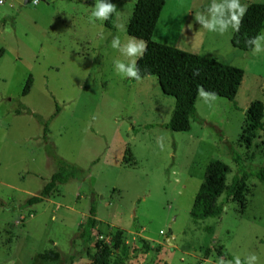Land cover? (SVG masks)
I'll list each match as a JSON object with an SVG mask.
<instances>
[{
	"label": "rangeland",
	"instance_id": "374dc122",
	"mask_svg": "<svg viewBox=\"0 0 264 264\" xmlns=\"http://www.w3.org/2000/svg\"><path fill=\"white\" fill-rule=\"evenodd\" d=\"M25 1L0 0V264H91L118 233L125 264H228L227 255L251 254L264 264V183L255 176L244 209L231 202L220 219L191 217L212 161L229 167L227 186L240 167L264 169V131L246 123L251 104H264V51L233 47L231 28H202L195 12L208 0H167L155 42L244 71L234 102L199 94L191 130L172 132L175 99L157 78L122 77L113 67L127 63L110 42L130 37L137 0H109L114 30L90 21L95 0ZM59 161L78 173L27 206ZM93 205L99 224L86 244L81 226Z\"/></svg>",
	"mask_w": 264,
	"mask_h": 264
},
{
	"label": "trees",
	"instance_id": "16d2710c",
	"mask_svg": "<svg viewBox=\"0 0 264 264\" xmlns=\"http://www.w3.org/2000/svg\"><path fill=\"white\" fill-rule=\"evenodd\" d=\"M166 2L167 0H137L128 26V35L143 40L146 44L147 50L144 56L137 60L140 79L156 77L162 92L175 99V108L167 128L172 132H188L191 130V120L197 117L196 101L200 91L234 102L243 82L244 71L214 58L155 42L154 33ZM115 16L116 12L105 21L107 28L115 29L113 25ZM262 30H264V3H253L247 7L240 30L234 32L231 43L241 51H252L251 46L245 41L255 37ZM32 82L33 79L30 77L23 90L24 96L30 93ZM235 107L238 109L237 104ZM246 123L248 131H264V104L261 101L253 102L246 110ZM47 132L48 124L44 134L45 139ZM247 141L249 143L250 140ZM234 159L240 166V157L234 155ZM78 171L76 167L59 161L57 173L52 176L41 195L31 197L26 205L43 203L58 186L67 184ZM229 172V167L222 161L214 160L208 165L204 182L191 211L195 223L207 218L220 219L226 205L231 202L237 203L244 209L249 192L247 184L249 178L255 176L264 183V169H259L251 175L244 167H240L231 184L227 186ZM96 214L97 209L93 205L89 218L81 226L80 239L86 244L92 240L93 231L99 224ZM120 240L121 234L118 233L113 248L107 243H101L91 264H125L126 258L119 252ZM144 249L146 253L148 248ZM227 258L231 261L233 259L230 255H227Z\"/></svg>",
	"mask_w": 264,
	"mask_h": 264
},
{
	"label": "clouds",
	"instance_id": "9594fccd",
	"mask_svg": "<svg viewBox=\"0 0 264 264\" xmlns=\"http://www.w3.org/2000/svg\"><path fill=\"white\" fill-rule=\"evenodd\" d=\"M116 12V6L109 0H95L94 10L89 17L90 21H107ZM247 12V5L241 0H208L207 5L201 11L195 12V21L209 32L223 35L229 28L233 32H239L241 21ZM245 43L251 46L252 52L260 53L264 51V30L255 37L246 39ZM110 47L116 50L121 56L127 58V63L122 60H115L113 67L122 77L140 79V69L137 67V59L142 58L147 50L143 40L135 37H128L126 42H122L119 35L114 36L110 42ZM201 96L211 95L200 91ZM258 257L255 254L246 256L241 261L239 256H234L228 264H256Z\"/></svg>",
	"mask_w": 264,
	"mask_h": 264
},
{
	"label": "built area",
	"instance_id": "2783aa9c",
	"mask_svg": "<svg viewBox=\"0 0 264 264\" xmlns=\"http://www.w3.org/2000/svg\"><path fill=\"white\" fill-rule=\"evenodd\" d=\"M39 2H40V1H38V0H35V1L33 2V4H34V5H37ZM0 5H3V3H2V2H0Z\"/></svg>",
	"mask_w": 264,
	"mask_h": 264
},
{
	"label": "water",
	"instance_id": "95a60500",
	"mask_svg": "<svg viewBox=\"0 0 264 264\" xmlns=\"http://www.w3.org/2000/svg\"><path fill=\"white\" fill-rule=\"evenodd\" d=\"M29 1H30V0H26V1H25V4H28V3H29Z\"/></svg>",
	"mask_w": 264,
	"mask_h": 264
},
{
	"label": "crops",
	"instance_id": "0c3cea01",
	"mask_svg": "<svg viewBox=\"0 0 264 264\" xmlns=\"http://www.w3.org/2000/svg\"><path fill=\"white\" fill-rule=\"evenodd\" d=\"M78 263H80V262H75V264H78Z\"/></svg>",
	"mask_w": 264,
	"mask_h": 264
}]
</instances>
